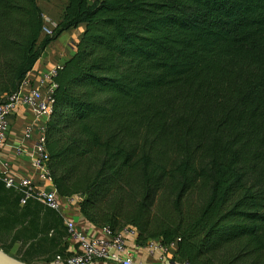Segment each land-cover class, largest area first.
<instances>
[{"label":"trees","instance_id":"1","mask_svg":"<svg viewBox=\"0 0 264 264\" xmlns=\"http://www.w3.org/2000/svg\"><path fill=\"white\" fill-rule=\"evenodd\" d=\"M40 1L52 0H0V103L85 25L45 126L58 195L80 197L98 228L175 245L182 262L264 264V0H68L43 37ZM17 202L0 191L15 236L31 211Z\"/></svg>","mask_w":264,"mask_h":264},{"label":"crops","instance_id":"2","mask_svg":"<svg viewBox=\"0 0 264 264\" xmlns=\"http://www.w3.org/2000/svg\"><path fill=\"white\" fill-rule=\"evenodd\" d=\"M67 5L68 1L65 8ZM60 21L58 20L56 23L58 24ZM84 30L85 25H81L77 29L65 31L46 47L33 70L24 80L19 90L20 97L29 94L33 90H39L43 94H47L55 89L53 76L73 56ZM44 125L46 124H44L43 118H35L32 109L23 104L21 98L16 102L9 117L7 144L0 150V172L6 164L12 174L19 178L31 179L37 188L50 191L52 185L41 180L38 170L34 169L31 164L32 154L36 152L37 139H39ZM28 127L33 129L31 139H27L25 136ZM78 205L79 202H64V219L73 222L89 238L104 236L101 228L92 225L81 216ZM124 237L135 260L142 264H182L181 259L176 256L177 247L175 245L164 247L160 240H151L148 243L139 244L137 233L132 230L124 231ZM74 250L72 248L71 253H74ZM93 264L119 263L116 261H96Z\"/></svg>","mask_w":264,"mask_h":264},{"label":"built area","instance_id":"3","mask_svg":"<svg viewBox=\"0 0 264 264\" xmlns=\"http://www.w3.org/2000/svg\"><path fill=\"white\" fill-rule=\"evenodd\" d=\"M54 91L55 89L47 94H43L39 90H33L23 97H20V93L17 92L10 96L7 101L0 103V150L7 144L9 117L16 102L21 98V102L32 109L35 118H43L44 124H46L52 113ZM45 126L41 129V134L39 139H37L36 152L32 154L31 164L34 169L38 170L40 179L52 185V190L46 191L39 189L31 179L19 178L11 173L6 164L0 172V178L8 190H15L19 194L20 205L22 207L26 206L32 199H35L45 208L59 213L64 219V202H79L80 197L63 199L58 195L54 187L53 177L49 170V154L46 149ZM25 136L27 139H31L33 129L28 127ZM64 224L68 232L70 245L75 250L72 256L64 261H57L55 264H93L96 261H116L119 264H142L135 260L127 246L124 237V231L127 230L115 233L110 228L104 227L101 228L104 236L89 238L73 222L64 219ZM182 264L188 263L182 262Z\"/></svg>","mask_w":264,"mask_h":264},{"label":"rangeland","instance_id":"4","mask_svg":"<svg viewBox=\"0 0 264 264\" xmlns=\"http://www.w3.org/2000/svg\"><path fill=\"white\" fill-rule=\"evenodd\" d=\"M67 1L38 2V6L44 17L42 37L51 33L57 24L56 21L62 19ZM89 1L91 2L92 0ZM0 191L4 192L7 197L18 199L16 207L21 210L23 209L19 204V194L15 190H8L1 178ZM161 194L163 196V193ZM188 198L189 202L195 206L199 205L202 200L201 195L197 191L190 193ZM158 203L154 208V215H158L160 211ZM26 208L31 211L21 218L22 226L19 228L16 236L13 234L11 227L7 226L6 223L3 222L0 226V239L10 246L11 255H24L32 264H55L57 261H64L72 256V247L70 246L68 232L62 216L59 213L49 211L35 199H32ZM63 243H66L68 247L61 252L59 248Z\"/></svg>","mask_w":264,"mask_h":264},{"label":"water","instance_id":"5","mask_svg":"<svg viewBox=\"0 0 264 264\" xmlns=\"http://www.w3.org/2000/svg\"><path fill=\"white\" fill-rule=\"evenodd\" d=\"M0 264H26L0 250Z\"/></svg>","mask_w":264,"mask_h":264}]
</instances>
